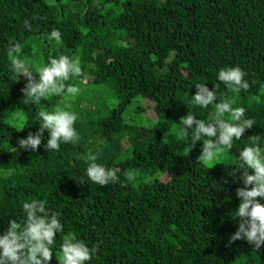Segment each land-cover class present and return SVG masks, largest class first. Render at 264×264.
<instances>
[{"label":"trees","instance_id":"16d2710c","mask_svg":"<svg viewBox=\"0 0 264 264\" xmlns=\"http://www.w3.org/2000/svg\"><path fill=\"white\" fill-rule=\"evenodd\" d=\"M14 42L30 69L60 55L78 61L81 73L65 84L79 92L23 104L26 77L14 80L8 56ZM225 66L241 67L247 90L216 79ZM196 82L254 121L231 149L221 146L218 162L197 158L202 141L187 152L190 140L173 137L184 115L207 123L215 114V104L192 102ZM41 107L75 112L79 140L47 151L44 130L35 151L19 148ZM13 111L21 129L7 121ZM253 142L264 147V0H0V232L9 219L23 222V202L44 200L63 225L49 264H60L69 235L96 247L86 264H264V244L227 243L243 186L237 156ZM89 154L118 180L93 183Z\"/></svg>","mask_w":264,"mask_h":264},{"label":"clouds","instance_id":"9594fccd","mask_svg":"<svg viewBox=\"0 0 264 264\" xmlns=\"http://www.w3.org/2000/svg\"><path fill=\"white\" fill-rule=\"evenodd\" d=\"M24 23L26 27H31L28 21ZM49 38L55 40L57 44L62 42L61 33L57 29L50 32ZM21 49V45L14 42L8 49V56L14 80L19 78L18 74L26 77L21 89L23 104L40 105L42 98L60 96L64 93L74 96L79 92L76 86L65 84L70 76L81 73L78 61L67 55H60L50 57L46 64L30 69L21 58ZM33 71L38 77L33 76ZM245 76L246 73L241 67L225 66L217 71L216 79L223 82L228 89L239 92L249 87ZM194 87L192 102L202 108L215 104V114L207 123L194 115H184L180 118L182 127L175 130L173 137L190 140L184 149L187 152L196 141H202V149L197 158L202 162H218L222 152L221 146L231 149L233 140L240 139L245 130L253 126L254 121L244 118V107L233 108L230 101L222 100L220 97L219 102L214 103L218 97L216 86L210 90L204 82H196ZM224 113L229 114L231 122L220 118ZM37 116L39 127L35 133H29L25 138L18 140L19 148L35 151L41 145L44 130H47L44 144L47 151L59 150L62 143L74 144L79 140V134L73 127L77 120L75 112L59 107L48 111L41 107ZM189 129L193 130L190 137ZM201 137L207 139L201 140ZM96 159L95 155H88L87 177L100 186L115 183L118 180L116 171L96 163ZM237 160L240 164L237 169H243L240 175L243 186L235 189L239 203L232 216L238 217L239 220L227 243L244 240L253 248L259 249L264 244V147L255 142L246 145L239 151ZM125 177L128 181H133L136 173L129 171L125 173ZM21 207L24 213L23 222L9 219L6 229L0 232V264H49L53 256L52 246L55 244V237L63 230L58 218L60 214L47 209L44 200L25 201ZM60 252V264H86L95 256L96 247H89L82 240L69 235L63 239Z\"/></svg>","mask_w":264,"mask_h":264},{"label":"rangeland","instance_id":"374dc122","mask_svg":"<svg viewBox=\"0 0 264 264\" xmlns=\"http://www.w3.org/2000/svg\"><path fill=\"white\" fill-rule=\"evenodd\" d=\"M7 121L11 123L12 125H15L17 128L21 127L23 122V115L21 112L13 111L7 116ZM162 179L165 177V175L160 176Z\"/></svg>","mask_w":264,"mask_h":264}]
</instances>
